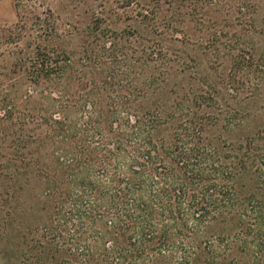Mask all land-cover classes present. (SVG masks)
Instances as JSON below:
<instances>
[{"label": "trees", "instance_id": "16d2710c", "mask_svg": "<svg viewBox=\"0 0 264 264\" xmlns=\"http://www.w3.org/2000/svg\"><path fill=\"white\" fill-rule=\"evenodd\" d=\"M248 23L264 39V17ZM253 49L232 57V85L238 69L264 75V55ZM68 61L37 51L28 67L35 88L23 105L9 100L0 110L9 149L1 171L11 182L36 178L41 221L27 233L38 245L64 254L60 264H189L201 243L213 254L211 242L198 239L219 222L237 229L240 253L252 243L248 264H264V194L242 193L233 181L252 169L246 151L264 133L221 152L203 142L208 115L159 91L153 73L149 86L128 92L137 102L113 96L120 90L108 65L75 96L64 84ZM253 170L264 188V170Z\"/></svg>", "mask_w": 264, "mask_h": 264}, {"label": "rangeland", "instance_id": "374dc122", "mask_svg": "<svg viewBox=\"0 0 264 264\" xmlns=\"http://www.w3.org/2000/svg\"><path fill=\"white\" fill-rule=\"evenodd\" d=\"M263 12L264 0H0V110L9 100L23 105L35 88L28 67L37 51L66 55L64 84L73 95L91 90L104 65L116 74L120 91L113 96L129 99L131 88L149 86L153 73L159 91L171 99L176 93L208 115L211 125L202 133L203 142L229 152L264 133V75L253 79L238 69L237 83L229 78L232 57L240 49L253 47L256 55H264L263 36L248 26L249 19L261 21ZM1 143L0 264H60L64 254L47 241L39 246L27 233L41 221L33 197L36 178L28 184L11 182L1 171V155L9 150ZM254 143L257 147L246 151L255 158L252 169L233 181L240 192L261 197L263 184L253 168L264 170V135ZM236 230L227 223L211 224L197 239L211 242L213 254L201 243L189 264H235L231 258L248 264L252 243L240 253Z\"/></svg>", "mask_w": 264, "mask_h": 264}]
</instances>
